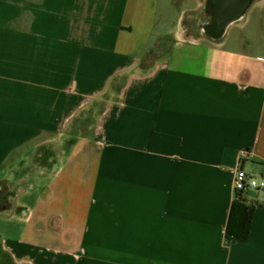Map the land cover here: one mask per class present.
<instances>
[{
	"label": "crops",
	"instance_id": "obj_1",
	"mask_svg": "<svg viewBox=\"0 0 264 264\" xmlns=\"http://www.w3.org/2000/svg\"><path fill=\"white\" fill-rule=\"evenodd\" d=\"M262 7L216 36L211 0H0V180L94 118L24 215H0L3 258L264 264V51L220 41ZM238 166L261 177L246 241L227 235Z\"/></svg>",
	"mask_w": 264,
	"mask_h": 264
},
{
	"label": "rangeland",
	"instance_id": "obj_2",
	"mask_svg": "<svg viewBox=\"0 0 264 264\" xmlns=\"http://www.w3.org/2000/svg\"><path fill=\"white\" fill-rule=\"evenodd\" d=\"M255 1V0H253ZM248 14V13H247ZM251 18L250 26H243L242 29L239 30L237 26H242L246 23L249 17ZM240 25L231 26L223 39L224 44L223 49H230L232 47L239 48L240 50H245L247 55H257V53L261 50L264 51V7L257 8L255 12L251 15H246L243 19H241ZM246 25V24H245ZM249 32V33H248ZM250 35H252L250 37ZM241 36H247L245 44L239 43L237 46L236 38H240ZM251 39H250V38ZM249 38V39H248ZM235 44V45H234ZM261 48V49H260ZM158 55V52H155L152 56L154 58ZM93 115L91 113H87L81 118L78 119L77 123H75L71 128L59 139V141H55V143L48 148H43V153L48 156L47 162L42 163H30L26 164V167L23 165L22 168L13 172L4 180H0V215L5 214L6 217H12L14 215H24L29 201L30 192L32 186L36 184H40L42 181H46V177L51 171V167H56L64 158L65 155L69 154L73 150V146H69L68 144H64V138H71L75 141L76 137L81 135H87L91 132L92 124H93ZM63 138V139H62ZM49 158L52 160L50 162ZM42 169L44 172L40 174L41 178H32L35 177V169ZM255 178L261 182V177L259 175H254ZM256 188H250L249 191L252 192ZM0 221V231L4 230L10 232V229L7 224L5 226ZM9 229V230H8ZM2 232V233H3ZM0 234V241L3 239L2 237H6L5 234ZM1 244V242H0ZM1 250V249H0ZM1 253V251H0ZM0 264H10L9 261L3 258V255L0 254Z\"/></svg>",
	"mask_w": 264,
	"mask_h": 264
},
{
	"label": "trees",
	"instance_id": "obj_3",
	"mask_svg": "<svg viewBox=\"0 0 264 264\" xmlns=\"http://www.w3.org/2000/svg\"><path fill=\"white\" fill-rule=\"evenodd\" d=\"M254 207L246 204L242 194L235 195L227 226V235L238 241L248 240L251 233Z\"/></svg>",
	"mask_w": 264,
	"mask_h": 264
},
{
	"label": "water",
	"instance_id": "obj_4",
	"mask_svg": "<svg viewBox=\"0 0 264 264\" xmlns=\"http://www.w3.org/2000/svg\"><path fill=\"white\" fill-rule=\"evenodd\" d=\"M251 0H211L215 11L214 34L220 35L233 18L241 15Z\"/></svg>",
	"mask_w": 264,
	"mask_h": 264
},
{
	"label": "built area",
	"instance_id": "obj_5",
	"mask_svg": "<svg viewBox=\"0 0 264 264\" xmlns=\"http://www.w3.org/2000/svg\"><path fill=\"white\" fill-rule=\"evenodd\" d=\"M260 182L252 174L245 171L242 167L238 166L235 171L234 177V190L235 195L246 193L250 188H259Z\"/></svg>",
	"mask_w": 264,
	"mask_h": 264
}]
</instances>
